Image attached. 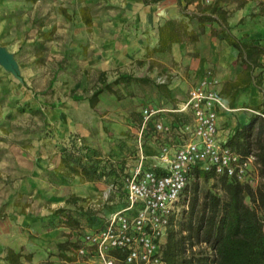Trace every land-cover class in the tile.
Here are the masks:
<instances>
[{"label": "rangeland", "instance_id": "obj_1", "mask_svg": "<svg viewBox=\"0 0 264 264\" xmlns=\"http://www.w3.org/2000/svg\"><path fill=\"white\" fill-rule=\"evenodd\" d=\"M122 1L0 0V46L18 64L16 72L0 65V264H10L5 260L9 250L31 256L30 260L23 257L21 264H77L78 261L101 264L92 256L66 260L60 244L75 240L76 232L62 222V216L54 213L70 207L65 201L70 195L68 182L75 174L67 168L68 163L75 165L74 161L83 156L79 159L81 165H89L85 157L88 152L95 153L97 161L113 158L92 147L79 134L61 138L53 125L54 111L68 103L87 115L86 100L100 88L92 71L93 64H100V59L91 52V37L108 31L118 36V41L130 42L126 33L132 32L145 40L146 51L142 55L133 61L126 59L125 64L121 62L126 68L124 73L119 65L115 67L109 53L103 57L104 65L109 68L104 78L113 79L110 83L114 92L104 91L103 103L97 109L101 119L96 121L98 126L96 123L91 126L95 136L103 130L116 146L123 143L129 157L136 138L130 134L125 140L114 138L109 129L111 124L138 127L139 111L144 103L150 100L159 106L173 105L179 101L177 96L183 97V92H176L173 98L170 85L181 80L193 86L201 78L191 72L197 60L192 48L196 42H171L173 48L170 44L167 52H156L159 30L152 31L148 26L140 29L137 23L128 18L122 20L121 16L119 21L117 7ZM234 2L227 0L223 7L228 9ZM257 2L263 12L264 0ZM119 10L122 13V8ZM195 10L200 9L182 7L184 17L177 20L189 23ZM207 26L220 30L216 22H208L201 29L196 21L189 24L190 29H200L201 35ZM208 71L216 75L212 66L206 68L205 75ZM117 75L119 81L115 83ZM228 117L227 114L226 120ZM105 184L104 190L86 198V202L101 203L108 182ZM207 190L221 193L216 179L201 181V192ZM80 219L85 222L83 217Z\"/></svg>", "mask_w": 264, "mask_h": 264}, {"label": "built area", "instance_id": "obj_2", "mask_svg": "<svg viewBox=\"0 0 264 264\" xmlns=\"http://www.w3.org/2000/svg\"><path fill=\"white\" fill-rule=\"evenodd\" d=\"M218 84L208 71L176 106L143 105L129 165L121 170L119 162L110 160L117 171L104 177L108 184L101 203L86 202L102 223L82 235L74 233L77 246L69 256H92L101 264H165L164 244L172 220L187 208L180 202L196 171L258 185L256 156L243 157L220 136V113L229 109Z\"/></svg>", "mask_w": 264, "mask_h": 264}, {"label": "trees", "instance_id": "obj_3", "mask_svg": "<svg viewBox=\"0 0 264 264\" xmlns=\"http://www.w3.org/2000/svg\"><path fill=\"white\" fill-rule=\"evenodd\" d=\"M145 4L158 3L162 0H143ZM194 0H187V4ZM238 2L243 7L245 1ZM227 0H215L203 5L199 3L197 13L189 17V23L179 20H169L159 28V44L156 52H167L171 42L181 43L186 40L198 42L200 29L206 23L216 22L220 30L212 28L211 33L220 40L238 50L237 64L240 67L236 80L225 84L222 92L230 96L232 105L241 90L248 88L256 81L255 70L264 67L260 61L264 55V45L254 41H241L229 30V11L221 6ZM196 21L200 29H190L189 24ZM122 78V77H120ZM119 79L115 81L117 83ZM90 97V104L95 108L99 96L105 91L114 92L112 83H106ZM261 82L258 83L260 86ZM260 114L250 116L248 122L239 124L226 141L228 146L243 157L253 154L256 156V166L260 181L252 187L225 176L213 173L195 172V180L185 192L180 202L182 208L177 219L174 218L169 229L168 238L163 248L165 264H264V106L254 107ZM83 157V156H81ZM68 163L67 168L75 175L82 176L86 181L107 179L116 172L109 161H97V157L89 152L85 156L87 164L81 165L80 158ZM71 160V159H70ZM124 167V160L120 161ZM218 181L221 193L207 190L201 192V181ZM74 207L61 208L54 213L62 216V222L70 227L72 232L81 235L87 229H97L102 220L96 213L86 208V199L70 197L67 204ZM81 217L85 222L81 221ZM76 242L68 241L60 244V250L66 260L73 261L67 253ZM201 246H205L200 248ZM197 247L199 249H197ZM31 259L9 250L5 260L10 264H21L22 258Z\"/></svg>", "mask_w": 264, "mask_h": 264}, {"label": "crops", "instance_id": "obj_4", "mask_svg": "<svg viewBox=\"0 0 264 264\" xmlns=\"http://www.w3.org/2000/svg\"><path fill=\"white\" fill-rule=\"evenodd\" d=\"M214 1L215 0H194L192 3L187 4V0H162L158 3L145 4L143 0H124L119 7H117V10L119 19L120 16L122 20L128 18L130 22L133 21V23H137L140 29H145L148 26L154 31L155 29L159 30L160 26L169 20L183 18L184 15L181 11L182 7L187 6L188 8L196 9L199 3L211 4ZM223 4L227 3L222 2L221 5L223 6ZM119 8H122V13L119 12ZM227 10H229L228 22L232 35L241 41H254L255 43L264 45V11L260 12V5L257 0H247L243 7H238L237 2H234ZM197 12L196 10L193 11V13ZM119 21H121V19ZM126 36L130 42H126V40L123 39L124 37L122 38L123 41H118V36L108 31L97 33L94 37L90 38L92 47L91 52L95 57L100 59V64L97 65L94 63L92 69L94 75H96V80L98 79L100 88L103 87V78L104 76H108L107 72L109 71L108 66L104 65L103 60L106 54L109 53L112 56V61L114 65L116 64L115 67L119 65L121 67L119 68L120 72L124 73L126 68L122 67V63L125 64L126 59L133 61L135 57L142 55L146 51V46L143 44L145 41L144 37H137L136 34L133 35L132 32L126 33ZM97 39L98 42L95 41ZM114 40L117 41L114 43ZM110 44H112L111 48L109 47ZM171 45L173 48L174 43ZM192 48L197 53V60L193 62L194 66H192L191 72L196 74L197 77H201L198 80L205 76V70L209 66H212L216 70V75L220 81L219 89L223 101L229 109L221 111L219 120L220 136L227 141L239 124L248 122L252 114L250 110H254L256 106L264 105V67L255 70L254 74L256 76V81L248 88L241 90L232 105L230 96L224 94L222 90L227 82L236 80L239 75V66L237 64L238 50L228 45L225 40H220L216 36H213L209 26L205 28L204 34L200 36L199 41L196 42ZM260 61L264 65V55L261 57ZM119 76L120 75H117L114 78L117 79ZM104 80L106 83H110L113 79L104 78ZM259 82H261L260 86L258 85ZM186 83V81L182 82L179 80L175 84L170 85V95H172L173 98H176L174 97L176 92H183V97L179 95L177 96L179 101L175 104L162 106L173 107L183 102L186 99L187 91L192 87ZM104 95L103 92L100 95L101 97L99 96L98 104L100 103V106L103 103ZM86 101L89 108V111L86 112L87 115H84V113L78 110L77 106L72 107L71 103L54 111L52 114L53 125L56 126L59 136L61 138H67L71 135L79 134L84 137L92 147L99 149L106 154V156L109 157V154H111L113 156L111 161L120 162L124 160V164L127 163V165H129L132 154L130 157L127 155L126 151L128 149L122 148L123 143L122 146H116L113 141L110 142L111 140H108L103 130L100 131L97 136L94 135V130L91 126H94L97 119L100 118L97 114L99 106L97 104L95 108H92L90 98ZM145 104L158 105L150 100L144 103V105ZM227 114L229 117L226 120ZM85 119L87 121H85ZM226 122L228 123L225 127L224 124ZM111 126L112 127L109 129L116 139L122 137L123 140H125L128 138V134L134 135L136 138L137 127L126 126L122 123H114L111 124ZM118 142L120 143L121 141L118 140ZM152 149H154V147L153 144L150 143L149 150L153 151ZM105 182L107 181L84 182L80 176L75 175V177L71 178L68 182L71 187L69 190L70 195L67 196V199L72 196L82 199L97 196L100 190H104L106 185ZM65 204H67V200ZM69 206V208L74 207L71 203ZM77 264H87V262H77Z\"/></svg>", "mask_w": 264, "mask_h": 264}, {"label": "water", "instance_id": "obj_5", "mask_svg": "<svg viewBox=\"0 0 264 264\" xmlns=\"http://www.w3.org/2000/svg\"><path fill=\"white\" fill-rule=\"evenodd\" d=\"M0 65L6 70L16 72L18 70V64L14 56L9 53L4 47L0 46Z\"/></svg>", "mask_w": 264, "mask_h": 264}]
</instances>
